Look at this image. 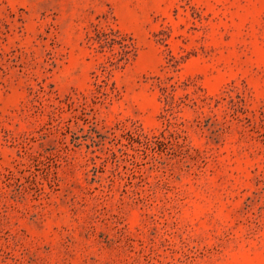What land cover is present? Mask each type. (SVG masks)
I'll return each mask as SVG.
<instances>
[{"label": "rangeland", "instance_id": "374dc122", "mask_svg": "<svg viewBox=\"0 0 264 264\" xmlns=\"http://www.w3.org/2000/svg\"><path fill=\"white\" fill-rule=\"evenodd\" d=\"M0 264H264V0H0Z\"/></svg>", "mask_w": 264, "mask_h": 264}]
</instances>
